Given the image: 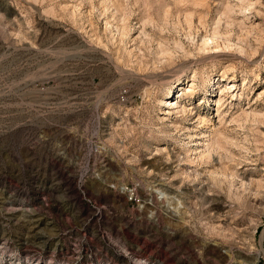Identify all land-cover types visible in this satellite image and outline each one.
<instances>
[{"label":"rangeland","instance_id":"rangeland-1","mask_svg":"<svg viewBox=\"0 0 264 264\" xmlns=\"http://www.w3.org/2000/svg\"><path fill=\"white\" fill-rule=\"evenodd\" d=\"M0 264H264V0H0Z\"/></svg>","mask_w":264,"mask_h":264},{"label":"bare ground","instance_id":"bare-ground-1","mask_svg":"<svg viewBox=\"0 0 264 264\" xmlns=\"http://www.w3.org/2000/svg\"><path fill=\"white\" fill-rule=\"evenodd\" d=\"M187 92H189V91H187ZM181 95H182V94H180V97H181ZM163 103L165 104V106H171V104H170L168 101H166V100L163 101Z\"/></svg>","mask_w":264,"mask_h":264},{"label":"built area","instance_id":"built-area-1","mask_svg":"<svg viewBox=\"0 0 264 264\" xmlns=\"http://www.w3.org/2000/svg\"><path fill=\"white\" fill-rule=\"evenodd\" d=\"M130 193H131V191H130ZM133 196V195H132ZM134 199V198H133Z\"/></svg>","mask_w":264,"mask_h":264}]
</instances>
